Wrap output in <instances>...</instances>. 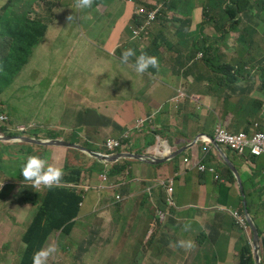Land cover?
Segmentation results:
<instances>
[{
    "label": "crops",
    "instance_id": "crops-1",
    "mask_svg": "<svg viewBox=\"0 0 264 264\" xmlns=\"http://www.w3.org/2000/svg\"><path fill=\"white\" fill-rule=\"evenodd\" d=\"M9 1H13L17 13L20 9L19 0H5ZM162 3L163 0H101L89 9L76 10L75 0H63L60 4L63 12L56 18L54 35L33 53L34 56L36 50L42 47L54 49L60 55L85 57L80 65L68 68L62 75H44L42 80L49 82L46 85L48 89L57 87L58 77L65 82L71 107L62 114V118L68 119L67 116L82 105L86 133L91 143L103 148L109 137H119L135 126L138 120L145 119L141 127L131 132V137L136 131L151 130L150 133L158 135V143L148 145L140 154L148 152L157 158L166 157L169 152H176V156L182 154L179 165L172 162L176 156L163 162L168 164L167 167L158 165L163 163L149 164L142 160L136 168L138 175L134 178L131 165L128 164L131 180L123 189L121 203H109L108 208L98 203L89 207L77 219L72 235L63 242L65 258L71 259L70 264H93L94 255L117 256L121 242H126L133 251L130 253V263L132 258L142 264H223L224 257L222 260L216 259L218 251L211 239H205L199 227L191 226V223H197L194 214L204 215L203 211L196 208L197 204L204 205V210L226 220L231 229L246 233L245 238L251 246L253 237L250 228L238 227L233 215L235 211L245 214L243 205L246 204L260 237H264L259 230L260 227L264 229V154L257 157L239 156L217 144H213L209 152L204 154L192 142L200 127L210 135L214 134L216 125L221 123L217 122L219 120L231 131L250 128L255 122L264 120V65L253 60L252 46L243 40L244 36L250 34L254 49L262 48L264 52V44L260 46V42L264 41V1L226 0L222 3L221 0H167L171 8L164 9H172L181 23L167 22L161 15L151 26L147 39H132V28L139 19L136 10L139 7H159L161 10ZM3 4L0 2V6ZM226 4L230 13L223 10ZM70 16L74 17L72 21L68 19ZM30 18L33 19L34 15L31 14ZM211 18L224 23L225 29L229 31L228 43L236 46L233 48L236 54H218L214 62L204 58L209 43L202 22ZM4 20L5 17L0 15V28L5 33ZM169 31L173 33L172 41L168 40ZM221 44L223 48L211 45V53L215 49H232L227 48L225 43ZM185 45L191 49L186 51ZM129 48L134 49L136 55L131 57L128 64H124L120 59L121 54ZM141 53L156 56L159 68H149L145 74L138 75L132 65ZM87 57L91 59L87 60ZM202 59L212 71L198 67L196 61ZM86 61L94 65H87ZM106 88L112 91L105 93ZM236 94H242L243 98L246 94L251 97L244 102L243 98L240 102H231V97ZM190 101L198 102L196 115L204 111V122L190 124L187 120L182 121L179 135L188 139V143L172 149L169 141L160 136L161 128L169 126L162 120L165 118L163 110L168 108L173 119L182 105L186 106V112L189 110L187 104ZM109 102L117 105L122 116L117 125L110 118H102L98 112ZM214 114L216 118L211 122L209 119ZM232 120L234 129L228 127ZM10 123L13 129L26 128L25 124ZM60 128L69 129L66 125ZM57 138L70 142L65 135ZM70 143L82 145L79 142ZM133 145L134 141L130 138L127 148L131 150ZM188 147L196 149L200 164L213 166L216 170V173L208 172L205 183L200 184L192 172L198 166H193L191 158L184 153ZM62 148L67 151L66 164L72 154L73 164L78 165L75 150ZM185 158H188V162ZM2 159L8 161L10 158ZM90 166H86L83 175L88 173L100 181L102 174L91 172ZM228 167L238 171L244 195L239 181L231 176ZM189 169L192 172L191 180L202 186L197 192H192L190 188L191 180L187 176ZM159 170H164V173ZM170 179L173 180V206L169 205L166 187H163ZM3 180L12 186L11 195L4 197L3 201L14 202L9 206L6 202H0V234L10 230L18 234L19 228L26 233L40 211L39 199L32 195L18 198L25 185L17 176L5 175ZM95 214L102 216L103 225L100 229L94 219ZM27 223L31 224L25 226ZM82 226L85 227L84 231ZM209 227L211 229L208 231ZM205 232L216 237L219 229L206 223ZM180 240H193L196 247L186 251L176 246ZM240 248L241 245L238 248L234 245L237 255ZM251 252L253 254L252 247ZM261 264H264L263 251Z\"/></svg>",
    "mask_w": 264,
    "mask_h": 264
},
{
    "label": "rangeland",
    "instance_id": "rangeland-1",
    "mask_svg": "<svg viewBox=\"0 0 264 264\" xmlns=\"http://www.w3.org/2000/svg\"><path fill=\"white\" fill-rule=\"evenodd\" d=\"M7 11L9 12V10ZM0 12L2 13V9L0 10ZM187 35H189L190 37H194V35L190 33H188ZM0 40L2 41L1 30ZM168 40H173V33L171 31H169ZM214 46L223 48L222 44H214ZM227 48L232 49H215L212 51V55L217 56L218 54H227L229 56H232L236 54L235 50L233 49L236 48L235 45H230V43H228ZM184 49L188 51L191 49V47L189 45H185ZM84 59L85 57L80 56H65L56 54L55 50L50 48H38L34 56H31L28 64L23 68L22 72L17 76L10 87L3 89V86L0 84V90L4 92V100L6 102L5 109L7 111L1 112L0 116L4 115L9 117L11 122L16 125L24 124L28 121L35 124L39 122V124L42 125L43 128H47L48 126L62 121V114L65 113L69 107H71V103L69 102L67 96L68 89L64 87L65 82L58 77L57 87L48 89L46 85L49 82L47 80H42V76H50L53 74H57L58 76H60L65 73L68 68L80 65ZM90 59L91 57H87V60ZM214 61V58H212V62ZM181 62L183 63V61ZM196 62L201 70L208 68L210 69V71H212V68L206 65L203 59ZM85 64L94 65V63H89V61H86ZM191 65L188 66L189 69ZM110 90L112 91V89L106 88L105 93L109 92ZM250 97L251 95L248 94H246L244 98L242 94H236L231 97V102H240L242 98V102H244L247 98ZM187 105V107H189V110L186 112V110H184L186 106L182 105V107L178 109V113L175 114V117L173 119L172 114H169L170 111L168 108L163 110V112L165 113V118H162V120L165 121L166 125L169 126L167 128H161L160 136L169 141L172 149L180 148L188 143V139H184L179 135V124L182 121L187 120L190 124H193L194 122H204V111H201V115H196L197 112L195 111V108L198 109V102L190 101ZM98 112L102 118L112 119L115 125L119 124L118 119L122 117L119 114L117 105L113 102H109L107 105L102 106L101 108H99ZM157 117L159 118V116ZM215 118L216 116L214 114L209 120L212 122ZM217 122L222 123V121L220 120ZM232 124L233 120L228 127L234 129ZM0 126L9 129V120L0 122ZM9 131L11 133L17 134L16 136L20 135V132L18 131H13L10 129ZM150 131H136L132 135L131 139L134 141V145L131 148V152L140 153L145 151L148 145H156L158 143V135L150 133ZM0 136L9 135L0 133ZM21 143L23 142L0 141V147H7L8 149V153L4 156H8L10 158L8 162L0 164V182H4L3 177L5 175H8V172H10V175L12 177L17 176V178L21 179L20 168L22 163L29 155L45 156V158L48 159L49 163L55 164L56 166L62 168L65 167L67 161V151L65 148H41V146H25ZM27 147H30L31 151L26 152ZM100 148H102V146H100ZM184 153L191 158L193 165L199 162L200 158L195 148L188 147ZM85 157L87 158L85 160L82 158L78 159V165L76 167L82 166L83 168H85L89 164L90 160L92 161V159L87 155H85ZM88 158L90 160H88ZM181 159L182 154H178L172 159V162L174 165H179ZM57 161H59L60 164ZM123 163L131 165L132 178L138 175L136 173V168L139 166V164H141L139 160H125L123 161ZM66 165L70 167V164ZM158 165H162L165 167L168 166L167 163ZM150 167L156 166L150 165ZM65 169L67 173H70V171L67 170V167ZM159 172L164 173V170H159ZM187 176L191 180L192 172L190 169L188 170ZM119 178L120 179H110L109 184H115L117 186L115 189L97 190L95 188H92L89 192L84 191V195L86 196V203L82 210L86 211L89 207H94L96 203H98L100 206L108 208L107 205L109 203L116 201L117 195H120L122 197L124 195V185L128 186L130 184L129 181L131 180V169L127 167L124 174ZM81 181L83 182V184L90 185L92 187L93 185H100L98 177H91L88 173H86L84 176L82 175ZM190 188L192 192H197L202 189V186L200 184H197L195 180H191ZM129 191H131L130 186ZM10 194V186H7L4 190H1L0 202H2V197L9 196ZM45 194L46 191H43L40 194H37V196L42 198ZM22 196H25V194H21L20 197ZM12 202L13 201H10L8 202V204L10 205ZM196 208H199L200 211H203L204 215L198 216L194 214L197 223H191L192 227H199L202 233H204L206 223L209 225H214L219 229V234L212 240L216 250L218 251L216 259L222 260V258L224 257L223 264H239L240 257L236 254L234 245L235 248H238L242 244V242L246 240V233H244V235L240 229H231V227L226 224V220H222L220 217L215 216L210 211L204 210V205L197 204ZM196 213L199 214V211H196ZM100 217L102 216L99 214L94 215V219L97 220V226L99 229L103 225V220ZM29 224L31 223H27L24 225L28 226ZM81 228L84 231L85 227L82 226ZM210 229V227L207 228L208 231ZM17 231L19 232L18 234H15V231L13 230L0 234V244L3 242L0 245V264H20V257L22 256V254H24L27 245L23 239L25 230L19 228ZM82 235L84 234L82 233ZM10 239H12V242ZM65 240L66 238L61 236V234L53 235V237L51 236L49 245L57 247V252L53 257L51 264L72 263L69 257L67 259L65 258V252L63 246L60 243L62 242L63 244ZM132 252L133 251L131 247L126 242H121L117 256H111L109 254L94 255L93 264H134L132 262V258L130 263V253ZM239 252L240 249L238 250V253Z\"/></svg>",
    "mask_w": 264,
    "mask_h": 264
},
{
    "label": "trees",
    "instance_id": "trees-1",
    "mask_svg": "<svg viewBox=\"0 0 264 264\" xmlns=\"http://www.w3.org/2000/svg\"><path fill=\"white\" fill-rule=\"evenodd\" d=\"M221 1L222 3H225L226 0ZM0 2L4 3L0 6V8L2 9L4 14L3 16L5 17V20L3 21V28L6 32L5 42L0 46V51L3 54L1 56L5 63V75L0 79V82L7 87L17 78L23 68L28 64L31 56H33L34 48L54 35L53 30L57 26L56 18L61 16L63 12L60 8V4L63 0H19L20 9L17 13L14 11L13 1L9 3L5 2V0H0ZM164 8H171L167 3V0H163L162 9L160 10L158 17L162 15L167 22L181 23V20L172 9ZM7 10H9V12ZM223 10L225 13H230L228 4H226ZM31 14L34 15L33 19L30 18ZM202 27L207 30L206 37L208 38L209 43L207 53L204 51V58L206 60H212L215 56L211 53V45L218 43H225V45H227L229 42V31L225 29L224 23H221L217 18L204 20L202 22ZM243 40L245 42L247 41L252 46L253 60L260 65H264V52L262 48H260V50L254 49V42L250 34L244 36ZM263 44L264 41H261L260 46ZM262 71L264 72V69ZM5 108L6 102L4 97H0V113L7 112ZM148 115L151 114L149 113ZM67 117L68 122L62 123L60 121L48 126L47 128H43L39 122L35 124L28 121L24 124L26 125L28 135L35 137L36 139L48 140L65 135L66 139L70 142H79L87 149L96 152H108L88 140L89 136L86 133V122H84L82 105L78 106V108ZM9 121L11 122L10 119ZM259 122L261 125L263 124L262 120ZM61 125H66L69 129H62L60 128ZM0 132L7 134V129L0 126ZM31 145L32 144L29 143L25 144V146ZM74 150L77 153L76 160L79 158L84 159L85 155L89 156L87 153L84 154L78 149ZM28 151H31L30 147H27L26 152ZM7 153V147H0V164L7 162L5 159H2ZM41 157L45 158V156ZM89 158L92 159V161L90 160L89 162V164H91L89 168L91 172L102 173L109 166L108 163H103L91 156ZM73 160L74 158H72V154H70L67 163L70 164V167L67 165L64 167L66 175L64 176L62 182L66 181L68 183H79L84 170L87 169V167L83 168L82 166L76 167L77 165L73 164ZM66 167L70 173H67L65 169ZM127 167L128 164H124L123 162L113 165L110 171V176L112 178L122 176ZM209 171L213 172L208 169V166L203 164L202 168L198 166L193 169L192 172L196 176L198 182L202 184L206 182ZM228 171L234 178L233 172L229 167ZM51 189L52 190H50L48 194L42 198L40 211L23 237L27 246L24 254L20 258V264H32L33 255L41 248L49 246L50 238L55 232H61L63 237L70 236L76 226L75 219L80 214V204L83 202L82 194L78 193L74 189L66 187L58 188L55 186ZM244 208L245 205H243V209ZM237 226L243 228L240 223H238ZM259 230L260 233L264 235V229L260 227ZM202 234L205 239L209 238L212 241L214 238L211 233L205 232ZM238 256L240 257L239 264H256L254 255L251 252V246L247 240L241 244ZM53 257L50 258L49 264H51Z\"/></svg>",
    "mask_w": 264,
    "mask_h": 264
},
{
    "label": "clouds",
    "instance_id": "clouds-1",
    "mask_svg": "<svg viewBox=\"0 0 264 264\" xmlns=\"http://www.w3.org/2000/svg\"><path fill=\"white\" fill-rule=\"evenodd\" d=\"M10 2H12V1H9V3ZM99 2H101V0H75L74 7L76 10L89 9L92 6H95ZM97 7H99V5H97ZM154 8H159V7H152V8H148V9H154ZM159 12H160V8H159ZM0 15H4L3 11H2V13L0 12ZM68 19L70 21H72L74 19V17L70 16ZM157 19H158V17H157ZM0 30L2 32V41L0 40V43L2 45L5 42V33L6 32L4 33L1 28H0ZM132 39H133V36H132ZM134 40H136V39H134ZM42 43H40L39 45H41ZM38 46H36L34 48V51ZM1 55H3V54L0 51V79L5 75V63H4V60H3ZM135 55H136V53H135L134 49H131V48L126 49L121 54V58H120L121 62L124 64H128L129 60H131V57H133ZM132 67H133V70L138 75H143L149 70V68H157L158 69L159 68V60L156 56H150V55H147L145 53H141L139 56L136 57L135 64L132 65ZM13 82L7 87L1 82H0V84L3 86V89H6V88L10 87L13 84ZM76 90L78 93H80L79 89H76ZM2 95H4V92H2V90H0V96H2ZM67 96H68V100H69V92H67ZM2 116H4V115H2ZM7 120H9V117H7V119L5 121H7ZM5 121H0V122H5ZM144 121H145V119H144ZM144 121H143V123H144ZM137 122H136L135 126H133L132 128L131 127L128 128L127 132H125L121 136L109 137L107 139L103 149L108 151V152H105V151H98V152L112 156V155L116 154L117 152H120V150L126 149L129 145V140L131 138V132L134 129H137V127H136ZM219 124H221V123H219ZM221 125L223 127L219 128V129H217L215 127L214 136L211 139L212 145L217 144V145H219V146H221L227 150L234 152L235 154H237L239 156H247L248 155L251 157H257V156L264 154V143L262 141L259 130L254 129V125L250 128L239 129L237 131H231L230 129L227 128V126H224L223 124H221ZM9 127H10L9 128L10 130L20 132L19 133L20 135L16 136L17 134L11 133L8 128H5V129H7V134H5V135H9V136H0V137H27V138L36 139L35 137H31L28 135L27 128H25V127L13 129L11 127L10 121H9ZM22 128H24V129H22ZM2 134H4V133H2ZM54 139H59V138H54ZM48 140H50V139H48ZM110 140H117L119 144L115 145L114 148H111L109 145ZM7 141L23 142L22 140H7ZM66 142H68V141H66ZM68 143H70V142H68ZM23 144H26V143H23ZM70 144L80 145L77 143H70ZM32 145H34V144H32ZM80 146L83 147L84 149H87L83 145H80ZM41 147H44V146H41ZM210 148L204 150L203 153L207 154L209 152ZM73 149H77V148H73ZM78 150H81V149H78ZM81 151H84L85 153L89 154L87 150H81ZM129 152H131V151H129ZM89 156H91L92 158H95L90 154H89ZM95 159H97V158H95ZM126 160H131V159H126ZM122 161H125V160L124 159L120 160L117 163L122 162ZM101 162H103V161H101ZM103 163H108L109 166L107 167V169H105L104 172L100 173L102 175L107 173L108 171H111L112 166L117 164V163H113V165H110L111 163H109V162H103ZM229 168L232 170L234 178L236 177L237 180L239 181V178L241 179V177H240L238 171L234 167H229ZM5 169H7V168H5ZM208 169L216 173V170L213 166H208ZM235 170L237 171L239 178H238ZM20 173H21V179L20 180L23 182L25 187L23 190H21V192H19L18 198H20L21 194H25V196L32 195V196L37 197L39 199V204H42L41 203L42 198L45 195H47L50 190H52L51 189L52 187L56 186L58 188L66 187L69 189H74L78 193L82 194V196H83V202L80 204L81 211H80L79 216L81 215V213L84 212V210H82V208L85 206V203H86V196L84 195V191L89 192L92 188H95L97 190H99V189L111 190V189H115L117 187L115 184H109L110 179H114L110 176V172H109V180L107 182L102 181V179H101L102 175H101L100 176V185H93V187L90 185L83 184V182L81 181L82 176L80 178L79 183H74V182L68 183L66 181L62 182L64 179V176L66 175L64 168L56 166L55 164L49 163L47 158H43L39 155L27 156L26 160L21 165ZM7 176L12 177L10 175V172H8ZM217 177H218V175L216 174V178ZM239 183H240V181H239ZM0 185H2L0 188V195H1V190H4L7 186H10L11 193H12V186L9 183H7L6 181H4L3 183L1 182ZM241 185H242V181L240 183V186ZM113 186H115V187H113ZM125 186L126 185H124V187ZM163 187H166L167 201H168L169 205L173 206V192L169 190V181L166 182V184H164ZM241 190H242L243 195H244L243 186H242ZM43 191H46V194L42 198L38 197L37 194H40ZM6 197H8V196H6ZM22 197H24V196H22ZM3 198L4 197H2V202H6V204L9 206L8 202H10V201H3ZM121 201H122V197L120 195H117L116 201L111 202V204L118 205L121 203ZM244 205H245L244 209H245V217H246L247 216L246 215V209L248 210V207L246 204H244ZM248 212H249V210H248ZM233 215H234L236 221L241 224V226H243L244 228H247L244 226L245 223H244V219L242 217L243 214L241 215V213L235 211V212H233ZM79 216L75 219L76 225H77V219L79 218ZM160 218L163 219V216L161 215ZM185 230H187V228ZM55 234L59 235V234H61V232H55L53 235H55ZM71 235H72V233H71ZM70 236H66L64 238H68ZM60 243L63 246L62 242H60ZM176 246L180 247L182 249H185L186 251H190L196 247V243L193 240H180L177 242ZM63 249H64V247H63ZM56 252H57V249L53 245H49L47 247L41 248L40 250H38L33 255L32 264H49L50 258L53 257L56 254ZM132 262L134 264L138 263L134 259H132Z\"/></svg>",
    "mask_w": 264,
    "mask_h": 264
},
{
    "label": "water",
    "instance_id": "water-1",
    "mask_svg": "<svg viewBox=\"0 0 264 264\" xmlns=\"http://www.w3.org/2000/svg\"><path fill=\"white\" fill-rule=\"evenodd\" d=\"M7 140H22L23 143H30V144H34L38 146H59V147L77 148L81 150H87L90 155L97 158L99 161L109 162L111 164L117 163L118 161L123 160V159L126 160V159H131V158L139 160V161L143 160L142 162L149 163V164H156V163H163L166 160L176 156V152H173L171 155L163 157V158H157L149 154L148 152L141 153V154L132 153V152H123L117 155L109 156V155L102 154V153H99V152H96L90 149H84L80 145L70 144L61 139L39 140V139L27 138V137H0V141H7ZM235 172L239 178V175L236 170ZM239 181L241 183L240 178H239ZM241 188H242V185H241ZM246 215H247L246 218L250 224L249 228L252 232V237H253L251 247H252V251L254 254L255 262L256 264H261V252L262 251L264 252V237H260L256 224L254 223L247 209H246Z\"/></svg>",
    "mask_w": 264,
    "mask_h": 264
},
{
    "label": "built area",
    "instance_id": "built-area-1",
    "mask_svg": "<svg viewBox=\"0 0 264 264\" xmlns=\"http://www.w3.org/2000/svg\"><path fill=\"white\" fill-rule=\"evenodd\" d=\"M136 14L138 15L139 19L137 20L136 25L132 28V35L133 39H147L150 33L151 26L153 23L157 20L158 14H159V8L154 9H148L144 7H139L136 10ZM201 57V55H200ZM7 119L6 116H0V121H5ZM144 119H140L137 122L136 127L139 128L142 126ZM223 127L221 124H217L216 128L219 129ZM24 129V128H22ZM254 129L259 130L262 141L264 143V121L261 125L259 122L254 123ZM119 144L117 140H110L109 145L111 148H114L115 145ZM168 156L171 155L170 152L167 154ZM185 161L188 162V158H185ZM193 166H200L203 167V164L200 165L199 162H197ZM109 172L103 174L101 176L102 181L107 182L109 180ZM115 187V186H113ZM169 190L173 192V180H169Z\"/></svg>",
    "mask_w": 264,
    "mask_h": 264
},
{
    "label": "flooded vegetation",
    "instance_id": "flooded-vegetation-1",
    "mask_svg": "<svg viewBox=\"0 0 264 264\" xmlns=\"http://www.w3.org/2000/svg\"><path fill=\"white\" fill-rule=\"evenodd\" d=\"M67 121H68V119H66V118L62 119V122H67ZM213 136H214V134L210 135L202 127H200L199 131L195 134L192 142L195 145H197L198 148L206 150V149H209L211 147V145H212L211 139H212ZM129 151H131L129 148L122 149V150H120V152H117L114 155H117V154H120V153H123V152H129ZM79 167H81V166H79ZM242 217H243L244 223H245L244 226L248 227L250 224H249L248 220L246 219L245 214H243ZM252 240L253 239H251V243H252Z\"/></svg>",
    "mask_w": 264,
    "mask_h": 264
}]
</instances>
